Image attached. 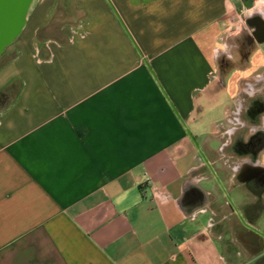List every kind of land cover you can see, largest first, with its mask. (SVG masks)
Here are the masks:
<instances>
[{
  "label": "crops",
  "instance_id": "1",
  "mask_svg": "<svg viewBox=\"0 0 264 264\" xmlns=\"http://www.w3.org/2000/svg\"><path fill=\"white\" fill-rule=\"evenodd\" d=\"M58 2L3 52L0 264H264V0H68L38 40Z\"/></svg>",
  "mask_w": 264,
  "mask_h": 264
},
{
  "label": "trees",
  "instance_id": "2",
  "mask_svg": "<svg viewBox=\"0 0 264 264\" xmlns=\"http://www.w3.org/2000/svg\"><path fill=\"white\" fill-rule=\"evenodd\" d=\"M84 16L85 12L83 10L70 7L68 0H59L52 13L50 21L45 26H42L37 30L36 37L38 40L50 39L60 44H64L67 39L62 33V27L64 25L75 26ZM6 60L7 59H4L2 54L0 56V66ZM21 86L22 83L19 80H15L0 89V113L12 104ZM250 191L252 195L256 197V202L246 208V215L251 220V217L257 216L261 211V200L264 192V186L251 187Z\"/></svg>",
  "mask_w": 264,
  "mask_h": 264
},
{
  "label": "water",
  "instance_id": "3",
  "mask_svg": "<svg viewBox=\"0 0 264 264\" xmlns=\"http://www.w3.org/2000/svg\"><path fill=\"white\" fill-rule=\"evenodd\" d=\"M34 0H0V56L22 32ZM263 171L262 168H257Z\"/></svg>",
  "mask_w": 264,
  "mask_h": 264
},
{
  "label": "rangeland",
  "instance_id": "4",
  "mask_svg": "<svg viewBox=\"0 0 264 264\" xmlns=\"http://www.w3.org/2000/svg\"><path fill=\"white\" fill-rule=\"evenodd\" d=\"M36 1V0H35ZM247 38H248V35H247V33H243L242 34V40L244 41V42H247ZM240 56H238L236 59H234V60H231V61H229V63H228V65L227 64H225L224 65V70L225 69H229V68H237V67H242L243 66V57H245V56H247L248 55V48L246 47V44L245 45H243V43H242V45H241V48H240V54H239ZM232 94V90L229 88V91H227V92H224L223 93V99H222V102L220 103V106L221 105H227V103H228V98H229V96ZM222 106L220 107V108H218V109H220V112L222 111ZM254 109V108H253ZM220 112H217V114L218 113H220ZM212 114V113H211ZM215 114V113H214ZM231 115H233L232 113H231ZM204 127H207V126H204ZM203 127V128H204ZM205 129V128H204ZM190 130H191V128H190ZM192 131V130H191ZM204 131V130H203ZM245 132H247V128H245ZM202 140L201 139H199V138H196L195 140H194V142L196 143V146L198 147V149H199V152H200V154H202V156L203 157H205V158H210V156L208 155V153L203 149V145H202V142H201ZM242 151H245V150H242Z\"/></svg>",
  "mask_w": 264,
  "mask_h": 264
},
{
  "label": "flooded vegetation",
  "instance_id": "5",
  "mask_svg": "<svg viewBox=\"0 0 264 264\" xmlns=\"http://www.w3.org/2000/svg\"><path fill=\"white\" fill-rule=\"evenodd\" d=\"M262 33H264V27L257 28L256 35H261ZM257 135L258 136H257V139H256V144H257V147H260V146H262L264 144V137L259 135V133ZM258 178L264 179V174L259 175Z\"/></svg>",
  "mask_w": 264,
  "mask_h": 264
},
{
  "label": "clouds",
  "instance_id": "6",
  "mask_svg": "<svg viewBox=\"0 0 264 264\" xmlns=\"http://www.w3.org/2000/svg\"><path fill=\"white\" fill-rule=\"evenodd\" d=\"M155 7H157V5L151 6L149 10L152 11ZM254 14H260V13L259 12H256ZM186 15H188L190 17L191 16V13L190 12L189 13H186ZM160 27H163V25H161Z\"/></svg>",
  "mask_w": 264,
  "mask_h": 264
}]
</instances>
